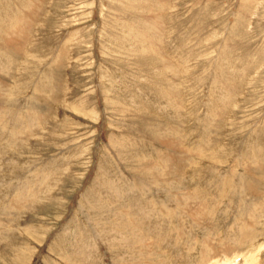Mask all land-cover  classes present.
Listing matches in <instances>:
<instances>
[{
  "label": "rangeland",
  "instance_id": "374dc122",
  "mask_svg": "<svg viewBox=\"0 0 264 264\" xmlns=\"http://www.w3.org/2000/svg\"><path fill=\"white\" fill-rule=\"evenodd\" d=\"M227 253L264 264V0H0V264Z\"/></svg>",
  "mask_w": 264,
  "mask_h": 264
},
{
  "label": "bare ground",
  "instance_id": "6f19581e",
  "mask_svg": "<svg viewBox=\"0 0 264 264\" xmlns=\"http://www.w3.org/2000/svg\"><path fill=\"white\" fill-rule=\"evenodd\" d=\"M146 190V189H145ZM18 194H20L21 195V191H18ZM118 201V200H117ZM124 209V208H123ZM124 212V211H123ZM246 221V220H245ZM177 238V237H176ZM142 240H140L139 242H141ZM224 241V240H223ZM145 243H144V241H142V243H141V247L143 248V246L142 245H144ZM204 244V243H203ZM227 245V244H226ZM210 246V245H209ZM187 247V246H186ZM230 247V246H229ZM186 249H188V248H186ZM188 251V250H187ZM203 251V250H202ZM232 251V250H231ZM143 252H145V251H143ZM210 252V251H209ZM208 252V253H209ZM238 253V252H237ZM145 254H147L146 252H145ZM202 254V253H201ZM222 254V253H221ZM235 255H236V253H235ZM156 256V255H155ZM217 256H219V255H214V256H210L209 257V255H208V257H206V255L205 254H203V259H204V262L205 263H208L209 262V260H211L212 258H214L215 259V257H217ZM231 256H229L228 255V253L226 254V255H220V259H221V261L219 262V264H231L232 262H234V259H235V256L233 257V258H230ZM249 257V256H248ZM149 261V260H148ZM147 261V262H148ZM152 261V260H151ZM155 261V260H154ZM156 261H158V260H156ZM155 261V262H156ZM215 261H216V259H215ZM161 262V261H160ZM159 262V263H160ZM217 262V261H216ZM162 263V262H161ZM211 263V262H210ZM218 263V262H217ZM217 263H215V264H217ZM246 263V262H245ZM155 264V263H154ZM156 264H158V263H156ZM213 264V263H212Z\"/></svg>",
  "mask_w": 264,
  "mask_h": 264
}]
</instances>
